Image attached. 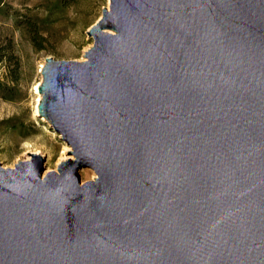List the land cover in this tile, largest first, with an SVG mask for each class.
Returning <instances> with one entry per match:
<instances>
[{"label": "water", "instance_id": "water-1", "mask_svg": "<svg viewBox=\"0 0 264 264\" xmlns=\"http://www.w3.org/2000/svg\"><path fill=\"white\" fill-rule=\"evenodd\" d=\"M108 1L40 69L72 157L0 165V264H264V0Z\"/></svg>", "mask_w": 264, "mask_h": 264}, {"label": "rangeland", "instance_id": "rangeland-1", "mask_svg": "<svg viewBox=\"0 0 264 264\" xmlns=\"http://www.w3.org/2000/svg\"><path fill=\"white\" fill-rule=\"evenodd\" d=\"M108 6V0L0 1V44L10 39L17 60L14 72L0 67V78L9 89L7 99L0 97L2 167L12 168L19 161L29 160L28 154H38L43 158V177L72 157L68 153L71 148L36 112L41 99L36 90L42 80L40 69L46 57L84 60V52L93 43L86 32ZM26 22L38 28L40 45L28 39ZM78 173L80 184L95 178L88 167L80 168Z\"/></svg>", "mask_w": 264, "mask_h": 264}, {"label": "trees", "instance_id": "trees-1", "mask_svg": "<svg viewBox=\"0 0 264 264\" xmlns=\"http://www.w3.org/2000/svg\"><path fill=\"white\" fill-rule=\"evenodd\" d=\"M26 24L28 28V39L33 45H40L42 35L39 33L38 28L35 27L34 23L26 22ZM13 46V42L10 39L0 44V67L4 66L6 69H8L10 73L15 71L16 68L13 67H16L15 65H17L16 55L14 53ZM8 90V86L2 80V78H0V97L7 99L8 97L6 95V92H8Z\"/></svg>", "mask_w": 264, "mask_h": 264}, {"label": "bare ground", "instance_id": "bare-ground-1", "mask_svg": "<svg viewBox=\"0 0 264 264\" xmlns=\"http://www.w3.org/2000/svg\"><path fill=\"white\" fill-rule=\"evenodd\" d=\"M39 85V84H38ZM38 85H37V87H38ZM37 87H36V90H37ZM37 92H38V90H37ZM38 94H39V98H40V93L38 92ZM36 112H37V114H38V106H37V108H36ZM42 120H44L43 118H42ZM45 121V120H44Z\"/></svg>", "mask_w": 264, "mask_h": 264}]
</instances>
